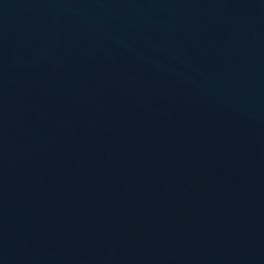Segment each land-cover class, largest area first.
<instances>
[{
  "label": "water",
  "instance_id": "water-1",
  "mask_svg": "<svg viewBox=\"0 0 264 264\" xmlns=\"http://www.w3.org/2000/svg\"><path fill=\"white\" fill-rule=\"evenodd\" d=\"M0 264H264V0H0Z\"/></svg>",
  "mask_w": 264,
  "mask_h": 264
}]
</instances>
